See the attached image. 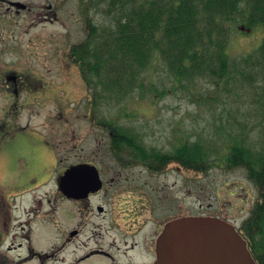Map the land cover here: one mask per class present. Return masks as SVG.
I'll return each mask as SVG.
<instances>
[{"label":"rangeland","instance_id":"1","mask_svg":"<svg viewBox=\"0 0 264 264\" xmlns=\"http://www.w3.org/2000/svg\"><path fill=\"white\" fill-rule=\"evenodd\" d=\"M26 1L41 6L43 11L53 4L56 17L33 21L34 14L23 11L18 35L10 34V29L9 35L0 39L1 52L7 48L0 61L38 79V98L21 113L22 123L30 127L17 139L24 145L21 150H14L12 143L0 156V192L8 198L17 192L26 169L41 157L43 152L38 148L42 145L51 150L52 158L46 157L41 182L44 185L39 194H55V178L63 172L70 148L75 154L91 144L108 147L109 136L99 124L101 121L109 125L115 122L122 129L137 128L145 134L148 144L160 148H168L178 140L197 139L210 149L221 148L240 133L264 141V79L251 76L239 66L233 65L229 76L219 82L200 79L188 83L176 78L163 60L155 58L139 74L137 85L127 95L117 98L112 92L93 104L96 89L85 84L78 67L68 59V51L86 37L89 16L98 24L112 18L106 11L108 4L104 0L98 6L94 4L97 0L91 5L90 0ZM237 28L245 32L237 30L231 37L228 53L233 62L255 51L264 38L262 25L250 29L239 24ZM223 154L214 153L218 162L206 171L185 168L183 177L177 179L175 173H169L154 178L152 185L167 184L165 191L172 198L171 203L178 199L182 202V216L199 213L203 205L216 217L227 220V215L242 223L260 193L252 189V182L247 181L242 170H229L219 164L224 161ZM178 188H182L179 198H173ZM52 231L47 229L41 242L37 238L39 250L56 248L57 235ZM67 255L62 250L56 258H48L46 264H67ZM89 263L97 264L95 260ZM29 264L41 263L34 260Z\"/></svg>","mask_w":264,"mask_h":264},{"label":"flooded vegetation","instance_id":"2","mask_svg":"<svg viewBox=\"0 0 264 264\" xmlns=\"http://www.w3.org/2000/svg\"><path fill=\"white\" fill-rule=\"evenodd\" d=\"M52 6L47 5V10L43 11L41 6H33L25 0H0V39L3 35L8 36L10 29V34L18 35L19 17L24 15L23 11L34 14L33 21L54 20ZM3 51L0 50V55ZM37 81L34 75L0 61V156L12 143L14 150H21L24 145L17 139L30 127L22 123L21 113L38 98ZM102 129L109 136L108 147H102L105 145L102 143L91 144L75 154L70 148L63 170L75 166L80 169L83 165L96 167L101 184L98 190L85 193L95 178L91 174L94 169L84 174L79 170L75 175L77 183L70 185L68 193L59 186L62 172L55 178V194L45 190L47 192L40 195L46 157L52 158L51 150L42 145L38 148L43 152L39 154L41 157L35 158L20 177L17 192L10 198L0 192V264H29L34 260L46 264L48 258H56L62 250L70 255L67 264H90L94 260L97 264L102 261L106 264L154 263L157 237L170 219L182 216L179 212L183 205L179 199L175 204L171 203L172 198L165 191L167 184L153 186L152 180L169 173H175L177 179L184 176L181 154L169 155L183 140L160 148L148 144L145 134L137 128ZM235 140L258 151L264 147L262 139L238 134L225 141L221 148H209L210 164L218 162L214 153L224 152V161L219 164L229 170H242L247 181L252 182V189L260 193L257 184L249 179L245 165L230 156ZM181 189H177V196L173 198H179ZM199 209L200 212L193 215L214 216L203 205ZM226 217L238 227L242 226L235 219ZM50 228L55 237L57 235V246L39 250L37 238L40 242L44 240L46 230Z\"/></svg>","mask_w":264,"mask_h":264},{"label":"trees","instance_id":"3","mask_svg":"<svg viewBox=\"0 0 264 264\" xmlns=\"http://www.w3.org/2000/svg\"><path fill=\"white\" fill-rule=\"evenodd\" d=\"M104 1L112 18L98 24L89 16L86 37L68 52L85 84L96 89L93 104L112 92L117 98L127 95L155 58L188 83L219 82L229 76L233 65L264 79V38L255 51L234 62L228 53L233 33L242 28H237L239 24L250 29L264 26V0ZM94 4L98 6L100 0ZM99 124L117 128L115 122ZM241 143L233 142L230 156L245 165L260 189L242 232L257 263L264 264V147L258 151ZM178 146L169 155L181 154L185 167L208 168L204 166L207 148L200 139L183 140Z\"/></svg>","mask_w":264,"mask_h":264},{"label":"water","instance_id":"4","mask_svg":"<svg viewBox=\"0 0 264 264\" xmlns=\"http://www.w3.org/2000/svg\"><path fill=\"white\" fill-rule=\"evenodd\" d=\"M95 175L85 190L100 188L96 167L83 165L66 170L60 178V187L68 193L76 184L78 171ZM97 185V186H96ZM1 240V235H0ZM154 264H257L248 248L247 241L234 225L211 216H181L167 222L156 244Z\"/></svg>","mask_w":264,"mask_h":264}]
</instances>
